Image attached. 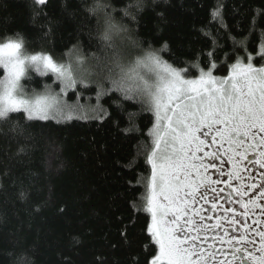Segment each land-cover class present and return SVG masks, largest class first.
<instances>
[{
  "label": "snow or ice",
  "instance_id": "obj_1",
  "mask_svg": "<svg viewBox=\"0 0 264 264\" xmlns=\"http://www.w3.org/2000/svg\"><path fill=\"white\" fill-rule=\"evenodd\" d=\"M33 4L34 17L39 16L47 0ZM222 8L217 3L210 13L214 23L206 25L219 27L203 32L208 43L194 61H179L182 67L161 56L169 48L167 43L144 49L116 19V9L107 0H92L86 6L98 25L95 52L77 50L58 60L45 51L29 52L19 32L0 36V122H11L10 114L21 112L29 120H71L75 109L64 97L70 90L76 95L93 85V90L99 89L97 100L115 91L154 114L150 151L145 155L150 175L137 180V190L142 186L145 191L132 205L150 215L146 232L157 251L146 264H264V171L258 173L257 182L246 163L251 153L253 168L258 164L264 169V28L254 51H249L248 37H231ZM135 11L126 7L123 17L135 20ZM258 15L264 17V10ZM255 28L253 23L249 36ZM221 31L232 39L230 51L219 43ZM126 49L139 53L125 54ZM221 69L227 74H214ZM33 75L54 78L59 91L50 84L42 92L28 87ZM225 163L231 165L227 172ZM210 170L219 173L215 179ZM225 188L227 198L220 203ZM233 200L239 209L231 206ZM207 204L210 208H205ZM218 207L223 214L215 217V223L205 224V219L214 217L203 213ZM254 209H259V218ZM250 213L254 218L249 224ZM225 244L228 251L223 250ZM13 264L32 262L23 259Z\"/></svg>",
  "mask_w": 264,
  "mask_h": 264
},
{
  "label": "trees",
  "instance_id": "obj_2",
  "mask_svg": "<svg viewBox=\"0 0 264 264\" xmlns=\"http://www.w3.org/2000/svg\"><path fill=\"white\" fill-rule=\"evenodd\" d=\"M107 2L144 49L167 43L161 56L176 67L183 66L179 61H194L208 43L203 32L219 27H206L214 23L210 13L217 3L223 5L231 37H248L249 51L264 28V17L258 15L264 0ZM91 3L47 0L42 14L34 17L33 0H0V36L19 32L29 52L45 51L56 59L75 49L95 52L98 25L86 10ZM126 7L136 9L135 20L123 17ZM224 31L218 33L219 43L227 52L233 42ZM128 52L138 54L139 49ZM214 74L223 76L227 70ZM45 84L59 89L54 78L35 75L28 87L39 91ZM94 87L68 93L67 103L80 102L89 110L87 118L29 120L21 112L10 114L11 122H0V264L23 259L32 264H146L156 253L146 232L150 215L132 206L145 191L142 186L137 190V180L150 175L145 155L155 116L119 92L97 100Z\"/></svg>",
  "mask_w": 264,
  "mask_h": 264
},
{
  "label": "flooded vegetation",
  "instance_id": "obj_3",
  "mask_svg": "<svg viewBox=\"0 0 264 264\" xmlns=\"http://www.w3.org/2000/svg\"><path fill=\"white\" fill-rule=\"evenodd\" d=\"M225 159H226V158H225ZM254 159H255V156H254L253 154L250 153V154H249V161L246 162V163H248V171H249V172H252L254 175L257 176V182H258V180H259L258 173H259L260 171H264V169H260L258 164L255 165V169H254V168H253V165H252V163H251V161H253ZM230 168H231V165L225 163L224 166H223V171H224V172H227V171H229ZM211 173H212V178H213V179H215L216 176L219 174V173L216 172V170H211ZM233 183H234V185H235V182H233ZM217 187L219 188V187H225V186H224V185H219V186H217ZM252 195H255V194L253 193ZM209 198L211 199V193L209 194ZM226 198H227V189L225 188V192L222 194V197H221L220 203H224V201H225ZM246 198H247V197H246ZM261 203H264V201H261ZM228 206H229V205L225 204V207H228ZM231 206H232V207H235V208H237V209H239V205L235 204V201H234V200H233ZM205 208H210V204L205 205ZM253 211L256 213V217H255V218H259V209H254ZM207 213H208V215H206L205 217H207V216H213L214 219L211 220V221H209V220L206 219L207 221L204 222V223H205V224H208V223H215V217H217V216L223 214V210L220 209V208L218 207V208L216 209L215 212H210V211H209V212H207ZM203 214H204V213H203ZM253 218H254V217H253L252 214L250 213V214H249V218H248V222H249V224L251 223V220H252ZM225 227H229V226H228L227 224H225ZM218 231H221V230H218ZM236 234L238 235L239 232H237ZM210 236H211V234H210ZM257 239H258V238H257ZM214 242L216 243L217 248H220V247H221L218 241H214ZM229 248H230V246L227 245V244H225V245L223 246V250H224V251H228ZM255 255L259 256L260 254H259L258 252H256ZM229 259H230V257H229ZM246 264H251V262L248 261V262H246Z\"/></svg>",
  "mask_w": 264,
  "mask_h": 264
},
{
  "label": "rangeland",
  "instance_id": "obj_4",
  "mask_svg": "<svg viewBox=\"0 0 264 264\" xmlns=\"http://www.w3.org/2000/svg\"><path fill=\"white\" fill-rule=\"evenodd\" d=\"M75 51H77L76 49L75 50H71V51H69L68 53H70V52H75ZM79 51V50H78ZM67 53V54H68ZM67 58V55H65L63 58H61V59H58V60H62V59H66ZM57 83H59V82H57ZM53 88V87H52ZM55 91H59V89H55V88H53ZM44 89H42V90H39V91H37V92H42ZM64 100L67 102V100H68V95L67 96H65L64 97ZM80 104V102H78L77 101V105H75V104H71L70 103V105H73V107H74V111H73V113H72V115H73V117L74 116H76V117H81V116H85V114H87V108H84V107H81V105H79ZM89 111V110H88ZM27 115V114H26ZM62 119H59L58 121H61ZM207 150H210V149H206V151ZM211 171V170H210ZM204 215L206 216V215H208V213L207 212H204ZM207 220L205 219V221L204 222H206Z\"/></svg>",
  "mask_w": 264,
  "mask_h": 264
}]
</instances>
